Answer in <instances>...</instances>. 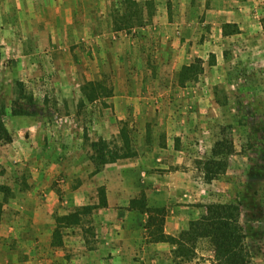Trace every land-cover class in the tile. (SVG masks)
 Listing matches in <instances>:
<instances>
[{"label":"rangeland","instance_id":"rangeland-1","mask_svg":"<svg viewBox=\"0 0 264 264\" xmlns=\"http://www.w3.org/2000/svg\"><path fill=\"white\" fill-rule=\"evenodd\" d=\"M83 4L80 14L63 10L70 21L77 16L69 28L50 27L51 40L59 37L66 43L49 45L66 53L64 75L52 69L24 78L35 99L30 115L10 113L20 79L11 58L14 52L0 50L4 54L0 106H5L4 120L12 134L11 142H0V177L8 179L9 170L22 185L49 183L59 198L55 216L97 203L98 188L104 185L96 184L94 176L104 167L94 174L90 142L102 138L124 147L118 136L123 128L136 156L118 160V166L140 162L142 155L149 173L179 169L176 177L165 178L177 188L175 199L164 191L158 206L146 204L157 210L155 219L144 223L148 264H213L207 239L187 245V254H177L167 237L182 230L174 235L165 232L170 200L182 208H196L199 216L201 204H238L252 261L264 264V17L259 18V35L253 31V37L245 39L238 33L224 36L220 29L225 23L214 26L207 21L212 0H134L128 7L132 21L123 15L129 1L84 0ZM13 5L0 6L1 30L18 21ZM4 8L9 9L6 15ZM191 8L195 11H187ZM50 24L58 23L50 20ZM119 26L122 29H116ZM199 59L202 73L180 84L181 67ZM89 82L98 85L91 101L83 92ZM56 84L62 86L59 91ZM223 136L233 141L234 151L226 172L206 184L196 160L208 158L214 142ZM15 170L21 174L14 177ZM84 182L89 185L87 199L78 197L65 205L68 191ZM42 194L47 206L24 209L42 207L49 214L50 195L42 190L38 196ZM142 197L147 198L144 190L138 193ZM139 207L142 210V204ZM84 220V228H93L87 234L93 246L98 241L93 215Z\"/></svg>","mask_w":264,"mask_h":264},{"label":"crops","instance_id":"crops-1","mask_svg":"<svg viewBox=\"0 0 264 264\" xmlns=\"http://www.w3.org/2000/svg\"><path fill=\"white\" fill-rule=\"evenodd\" d=\"M83 1L3 0L0 2V6L7 7L10 2L15 5L13 11L18 21L9 23L3 30L0 29V50L14 52L11 58L14 59L20 81L23 82L26 77L50 73L52 69L64 75L61 71L64 68L63 63L68 61L67 57L65 58L66 53L57 48H50L49 45L66 43L59 37L57 41L55 38L51 40L50 27L69 28L71 23L76 21L77 16L74 15V20L70 21L63 16V10L68 15L77 12L80 14L81 8L84 7ZM4 9L3 14L6 15L9 9ZM187 11H195V9L191 8ZM208 13V22L213 23L214 26L219 23L220 25L234 23L240 30L237 35L247 39L253 37V31L255 35H259L256 32L260 28L259 18L264 17V0H212ZM50 20L58 24L51 25ZM69 22L70 24H67ZM220 33L222 34V28ZM3 53H0V63L4 58ZM56 85V91H59L62 86ZM138 161L131 166L129 164L118 166V161L107 164L94 176L95 183L106 188L108 205L92 214L98 233L96 237L98 241L93 246V242L88 243L83 225L63 227L62 245H55L56 220L53 210L58 206V196L51 190L49 183L28 181L27 184L22 185L20 180L12 179V173L8 170L7 176H10L8 179L0 177V186L5 187L0 189V264H148V247H146L148 245L144 237L147 229L144 223L155 213L141 212L137 207L132 209L124 206H128L131 199L137 198L141 190L146 193L147 207L158 206L161 203L159 195L164 191H170L172 199H175L177 188L173 186L174 184L167 183L165 178L176 177L179 169L149 173L150 166L142 155L140 162ZM20 174L15 170L14 177ZM112 186L118 191L115 193L109 191ZM88 187L87 182H84L68 191L65 205L73 204L78 197L85 199ZM42 190L44 194L50 195V213L44 212L42 207H38L41 210L35 207L31 210L24 209L27 205L47 206L45 195L38 196L39 191ZM126 190L129 193L127 195L124 193ZM86 204L93 203L82 205ZM166 205L169 208L165 216L167 234L174 235L186 229L190 220L199 217L196 208H182L176 205V200H170ZM68 213L63 211L61 214Z\"/></svg>","mask_w":264,"mask_h":264},{"label":"trees","instance_id":"trees-1","mask_svg":"<svg viewBox=\"0 0 264 264\" xmlns=\"http://www.w3.org/2000/svg\"><path fill=\"white\" fill-rule=\"evenodd\" d=\"M129 1V5L123 10V15L132 21L131 9L128 7L134 4V0ZM131 8V7H130ZM134 15L136 10H133ZM133 15V16H134ZM232 28L231 30H229ZM116 29H122L120 26ZM236 24L225 23L222 34L224 36L239 33ZM199 59L196 63L184 65L179 70L177 77L180 84H184L186 80H195L197 76L203 71ZM18 98L12 102L10 113L13 116L30 115V107L35 105V99L32 93L27 92L24 82L18 80ZM88 87H91V92H85ZM98 88L93 82H89L83 88L86 98L91 101L96 99V94L93 89ZM94 93V94H93ZM7 111L4 105L0 106V142H11L12 134L6 126L4 117ZM119 138L123 140L124 147L118 146L99 138L97 141L90 142L91 159L94 164V174L99 172L106 164L115 163L120 159L131 158L136 156V151L132 148L130 139L127 138L123 128L120 130ZM234 151L233 141L227 136L217 139L211 149V154L208 158L196 160L197 169L202 175L205 183H212L220 175L224 174L228 167V156ZM0 189H5L0 186ZM142 204V212H153L146 207V199L134 198L130 200V208H136L137 205ZM107 197L105 186L98 188V202L93 204H86L74 209L65 215L55 216L56 227L54 232V244L62 245L61 228L72 225H83L84 219L91 216L94 211L107 207ZM203 212L199 218L190 220L187 229L182 230L177 236H169L167 239L176 247L178 255L187 254V245L195 246L198 240L207 239L212 245L213 250V264H255L246 246L245 231L241 224V209L235 203H220L210 202L199 205ZM158 215V214H157ZM150 219H155L154 216H149ZM86 234H92L93 228L87 226L84 228ZM87 238V237H86ZM89 243V242H88ZM89 247V246H88ZM91 248V247H90ZM175 252V251H174Z\"/></svg>","mask_w":264,"mask_h":264}]
</instances>
